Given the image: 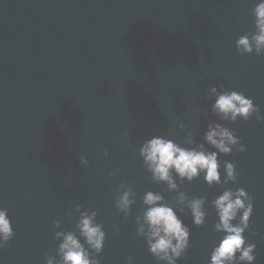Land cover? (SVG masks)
<instances>
[{"label": "water", "instance_id": "1", "mask_svg": "<svg viewBox=\"0 0 264 264\" xmlns=\"http://www.w3.org/2000/svg\"><path fill=\"white\" fill-rule=\"evenodd\" d=\"M254 3L0 0V207L15 233L0 250V264H44L46 255L56 256L53 221L75 230L77 204L95 209L106 233L99 264H126L129 255L133 264H158L136 235L135 217L145 191L166 201L176 193L150 179L136 149L152 135L187 147L186 131L202 142L210 120L231 128L246 150L218 155L221 179L230 160L235 183L209 186L202 175L177 181L189 197L207 198L204 224L180 214L190 246L177 264H208L222 235L213 229L210 201L226 187H243L252 197L244 236L256 244L254 264H264V120L254 113L218 121L206 98L209 87L223 85L264 114V55L235 48L239 35L254 31ZM122 181L135 192L127 217L114 205Z\"/></svg>", "mask_w": 264, "mask_h": 264}, {"label": "clouds", "instance_id": "2", "mask_svg": "<svg viewBox=\"0 0 264 264\" xmlns=\"http://www.w3.org/2000/svg\"><path fill=\"white\" fill-rule=\"evenodd\" d=\"M251 16L254 31L239 35L235 40V48L240 54L255 52L257 55H264V0H255ZM206 98L212 101L211 112L218 121L248 120L254 113L257 121L264 120V114L242 92L224 90L223 85L219 88L213 85L208 88ZM177 127L185 129L183 123H179ZM127 135V130L122 132V137ZM184 144L188 146L162 135H152L144 139L136 149L145 171L150 173V179L154 183L165 184L169 192L176 193L172 200L166 201L158 191H145L141 197L142 211L135 217L136 235L144 239L148 252L158 264H177L190 246L189 228L180 214H189L195 226L205 223L204 205L207 198L189 197L180 190L177 181H192L202 175L209 186L235 183L236 166L230 160L223 161L221 179L218 155L242 153L246 150V146L231 128L211 120L203 132L202 142H195L191 131H186ZM206 145L214 150H209ZM104 154L108 155L107 152ZM79 164L86 165L87 160L81 156ZM117 171H111L109 175H116ZM134 203L135 192L132 186L122 181L116 186V209L127 217ZM210 204L217 217L213 229L222 235L209 253L208 264H254L256 244L246 241L244 236L253 210L252 197L243 187H226ZM72 212L78 213L75 230L65 231L59 219L53 221L54 227L58 229L53 232V238L58 241L56 256L46 255L44 264H99L96 255L103 250L106 233L102 223L96 219L97 211L77 204ZM72 212L68 215L71 216ZM113 228L119 230L117 225H113ZM14 234L7 209L0 207V250L7 246ZM126 264H133L132 255L126 258Z\"/></svg>", "mask_w": 264, "mask_h": 264}]
</instances>
